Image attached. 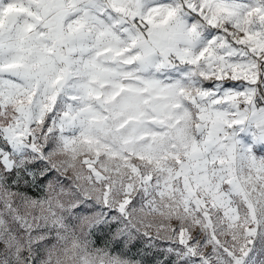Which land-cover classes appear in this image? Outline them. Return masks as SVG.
Returning <instances> with one entry per match:
<instances>
[{"label":"snow or ice","instance_id":"1","mask_svg":"<svg viewBox=\"0 0 264 264\" xmlns=\"http://www.w3.org/2000/svg\"><path fill=\"white\" fill-rule=\"evenodd\" d=\"M0 264H264V0H0Z\"/></svg>","mask_w":264,"mask_h":264}]
</instances>
